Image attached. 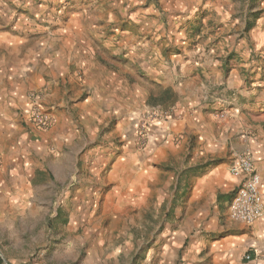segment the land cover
I'll return each instance as SVG.
<instances>
[{
	"label": "rangeland",
	"instance_id": "374dc122",
	"mask_svg": "<svg viewBox=\"0 0 264 264\" xmlns=\"http://www.w3.org/2000/svg\"><path fill=\"white\" fill-rule=\"evenodd\" d=\"M53 52L70 59L65 82ZM33 56L45 83L19 77ZM3 71L0 264H251L247 249L217 256L251 232L230 215L236 188L190 195L264 156V0H0Z\"/></svg>",
	"mask_w": 264,
	"mask_h": 264
},
{
	"label": "crops",
	"instance_id": "0c3cea01",
	"mask_svg": "<svg viewBox=\"0 0 264 264\" xmlns=\"http://www.w3.org/2000/svg\"><path fill=\"white\" fill-rule=\"evenodd\" d=\"M51 55L53 57L50 56V58H52L53 62L55 63V66L52 69L53 77H55L56 79L61 78L62 82H65V76H66L65 69H67L68 65L70 64V59L67 58L66 60L64 58H61L59 53L53 52ZM32 59L33 60L31 61V63L27 64L25 67H22L19 64L17 65L16 68H17V71L19 72L20 79L27 80L28 78H34V79L36 78L38 80V78H41V82L45 83L44 78H43L44 74H42L40 70L37 71V68H36V66L40 65V63L42 62L41 59H38V56H33ZM4 77H5V72L3 71L0 73V83L2 82L1 80H3ZM21 85L25 86L23 81L21 82ZM21 85L18 83L15 84V89L21 88ZM25 89L26 88L24 87V91ZM27 101L28 99L26 97L25 92L23 94H20L19 96H16V98H10L9 99L10 108L8 109L7 107H5L6 103L1 108L2 109L1 113H3V117H6V114L8 116L13 115L14 117L17 114H20L19 108H21L22 105L26 103ZM198 112H199V115L197 114L198 116L197 120H202L203 116L201 113L202 112L201 107H198ZM182 119H179L173 122L174 123L173 129L171 128V130H175V131H172V132L169 131V133L175 134L176 131L183 130L185 128L186 121ZM3 125H5V122L1 121V126ZM153 133H154V138H153L154 140L151 141L152 159H154L155 162L159 159H161L160 161H164L165 159H163L164 157H162V154L163 153L166 154L167 149L165 145L163 144V140L166 139L167 130H165V127H163V128H159L155 130ZM0 137H1V134H0ZM167 140H169V137L167 138ZM253 150H255V154L253 155V159H251V161H252L256 174L260 178V192H261L262 201H263V214L259 220H257L254 224H252L251 229H250L251 230L250 235L245 234L243 235V238H240V236L238 237L229 236V237L221 239L217 243L218 245H220L219 246L220 250L218 252L219 254L217 253V256H222L223 258H229V260L233 263L237 262L236 258L240 250L247 249L246 251H250L255 248L260 249L264 246V156H259L257 158V154H259L257 153V147H255ZM217 178L218 179L222 178L224 180L223 183L225 185L224 187L225 193H227L228 191H232L233 188L235 189L240 181L239 177L233 176L231 173H229V171H226V172L224 171V172H221L220 174L215 173L214 176L209 174L208 176L197 178L193 184V188L191 191V195H190L191 201L199 202L200 200L203 199L204 192L208 191L209 189L210 190L212 189L213 194L215 195V193H217V191L214 189L216 182L213 181V179H217ZM16 181H19V180H16ZM16 181L15 180L12 181L14 184L13 188L14 187L17 188L21 186V182H19V185H18ZM222 192H223L222 189L218 191V193H222ZM2 193L4 192L0 188V197L2 196ZM212 248L216 249L217 247H215V245H212ZM249 263L264 264L259 260H255Z\"/></svg>",
	"mask_w": 264,
	"mask_h": 264
},
{
	"label": "built area",
	"instance_id": "2783aa9c",
	"mask_svg": "<svg viewBox=\"0 0 264 264\" xmlns=\"http://www.w3.org/2000/svg\"><path fill=\"white\" fill-rule=\"evenodd\" d=\"M30 117L37 126L44 127L49 122L48 115L38 109H31ZM230 173L240 178L230 202V215L236 221L252 225L263 214L260 178L255 172L252 161L248 158H235L230 167ZM244 259L247 262L259 260L264 263V246L248 251Z\"/></svg>",
	"mask_w": 264,
	"mask_h": 264
}]
</instances>
